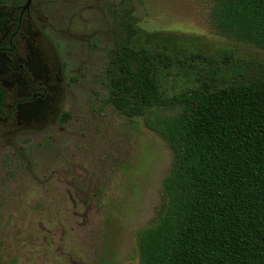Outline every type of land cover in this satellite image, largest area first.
<instances>
[{"label": "rangeland", "instance_id": "374dc122", "mask_svg": "<svg viewBox=\"0 0 264 264\" xmlns=\"http://www.w3.org/2000/svg\"><path fill=\"white\" fill-rule=\"evenodd\" d=\"M123 1L144 31L200 44L168 93L219 73L221 82L264 76L263 50L213 31L210 0ZM108 67L104 59L78 67L64 128L38 136L28 160L1 178L0 264H139L138 233L159 218L173 153L144 118L108 104ZM57 167L62 184L47 182Z\"/></svg>", "mask_w": 264, "mask_h": 264}, {"label": "trees", "instance_id": "16d2710c", "mask_svg": "<svg viewBox=\"0 0 264 264\" xmlns=\"http://www.w3.org/2000/svg\"><path fill=\"white\" fill-rule=\"evenodd\" d=\"M210 3L217 35L264 51V0ZM184 41L144 31L129 8L108 67V104L144 118L173 153L159 218L138 233L139 264H264V76L219 73L168 93L189 48L201 51Z\"/></svg>", "mask_w": 264, "mask_h": 264}, {"label": "flooded vegetation", "instance_id": "af4514ba", "mask_svg": "<svg viewBox=\"0 0 264 264\" xmlns=\"http://www.w3.org/2000/svg\"><path fill=\"white\" fill-rule=\"evenodd\" d=\"M116 1L0 0V183L38 136L64 128L78 67L111 63L130 8ZM62 176L57 167L46 181Z\"/></svg>", "mask_w": 264, "mask_h": 264}]
</instances>
